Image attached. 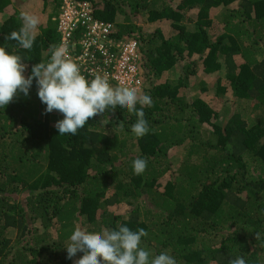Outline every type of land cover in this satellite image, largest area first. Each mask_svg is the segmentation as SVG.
<instances>
[{"label":"trees","instance_id":"16d2710c","mask_svg":"<svg viewBox=\"0 0 264 264\" xmlns=\"http://www.w3.org/2000/svg\"><path fill=\"white\" fill-rule=\"evenodd\" d=\"M40 1L0 0V47L21 57L25 77L61 38L54 18L63 0ZM78 1L117 26L116 40L138 41L140 93L153 101L144 109L149 131L135 137L136 117L118 106L61 136L35 80L27 97L0 107V264H73L83 253L69 260L64 247L77 226L118 225L143 228L140 247L167 251L177 264L238 256L264 264V0ZM21 11L40 19L31 49L6 39L22 26ZM139 15L149 25L168 21L173 32H150ZM176 66L178 80L147 85ZM201 72L216 77V98L230 93L259 117L235 110L221 121L200 96L181 95ZM136 158L147 160L141 175Z\"/></svg>","mask_w":264,"mask_h":264},{"label":"clouds","instance_id":"9594fccd","mask_svg":"<svg viewBox=\"0 0 264 264\" xmlns=\"http://www.w3.org/2000/svg\"><path fill=\"white\" fill-rule=\"evenodd\" d=\"M19 19L22 26L7 35L6 39L17 41L23 49H31L40 19L28 11H21ZM50 52V60L33 65L31 75L25 77L27 65L21 57L0 47V107L10 104L19 93L27 97L35 80L37 95L46 105L44 114L55 110L63 116L54 125L61 136H76L78 129L83 128L89 118L109 110L115 111L118 106L136 117V122L131 125L135 137L141 138L148 133L144 109L153 104L150 95L141 94L135 87L125 84L113 86L107 74H95L89 81L81 73L79 65L69 57L64 44L50 45ZM104 122L105 118L101 123ZM132 167L134 174L141 175L147 167V160L136 158ZM255 235L258 240L260 234ZM146 236L143 228L133 231L124 225L112 230L104 228L99 232L77 226L64 248L69 260L83 253L73 264H177L167 251L151 256L149 251L141 248V240ZM229 264H246V261L238 256L230 259Z\"/></svg>","mask_w":264,"mask_h":264},{"label":"built area","instance_id":"2783aa9c","mask_svg":"<svg viewBox=\"0 0 264 264\" xmlns=\"http://www.w3.org/2000/svg\"><path fill=\"white\" fill-rule=\"evenodd\" d=\"M54 20L61 37L57 46L66 45L69 57L86 78L107 74L113 86L125 84L139 93L143 90L138 41L116 40L117 26L96 18L90 2L63 0Z\"/></svg>","mask_w":264,"mask_h":264},{"label":"rangeland","instance_id":"374dc122","mask_svg":"<svg viewBox=\"0 0 264 264\" xmlns=\"http://www.w3.org/2000/svg\"><path fill=\"white\" fill-rule=\"evenodd\" d=\"M35 1H37L40 5L41 3L40 0H35ZM35 5H37V3H35ZM54 10L55 7L52 6V4H50L48 6V13L51 14L54 12ZM137 22L138 25L141 26L146 25L145 28L150 32L155 31L156 28H160L165 36H168L173 32V29H171L172 27L170 26V23L168 21H159L156 24L149 25L146 23L144 16L139 15L137 16ZM182 72L183 70L181 69V66H176L170 71L165 72L162 76L158 78L152 77L151 78L152 80L147 85L150 86L153 83L159 84L164 81L172 82L178 80L181 77ZM216 83H217L216 77H214L211 74L201 72L200 74L194 75L191 78V85L189 86L188 89L183 91L181 95L185 94L188 100L200 96L205 101L213 105L216 110H218L221 121L225 120V117L228 113L234 112L235 110L240 111L243 114V117L250 122H253L255 119L259 117V113L252 111L247 101H243L242 99H237V98L234 99L230 93L218 96V98H216V94H215ZM51 119H52V124L55 125L56 121L63 119V116L58 111L54 110L53 113L51 114ZM24 196H26V194Z\"/></svg>","mask_w":264,"mask_h":264}]
</instances>
